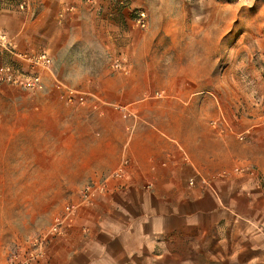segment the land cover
Here are the masks:
<instances>
[{"label": "crops", "instance_id": "obj_1", "mask_svg": "<svg viewBox=\"0 0 264 264\" xmlns=\"http://www.w3.org/2000/svg\"><path fill=\"white\" fill-rule=\"evenodd\" d=\"M20 1L0 0V29L15 42L18 52L50 53L58 77L66 72L78 82L108 80L107 75L98 79L92 69L101 65L95 61L98 52L120 45L114 38L120 18L111 10L110 0H29L27 12L19 10ZM132 3L139 5L143 0ZM174 6L170 0H154L149 7L152 20L167 24ZM163 29L154 60L133 64L144 72L139 79L170 84L206 81L207 75L197 79L177 74L176 45L164 42L172 33ZM192 31L200 40L196 38L187 49L191 53L185 55L186 66L206 67L209 46L202 38L206 32ZM4 58L0 53V65ZM50 79L46 78L47 85ZM205 88L178 91L172 86L168 107L161 106L156 93L153 123L132 121L138 106L127 101L114 108L111 92L101 88L90 93L93 99L86 105L76 107L71 123L78 129L70 135L65 127L64 139L71 137L74 146H86L88 153L99 149L101 154L89 156L87 177L102 180L125 159L129 165L123 179L110 180L105 193L72 217L48 264H264V154L241 158L233 145L230 149L236 129L228 123L210 126L186 117L184 122L177 121V114L204 113L188 101L184 107L177 108L176 103L197 97ZM129 93L121 90L118 95L128 99ZM115 115H124L125 120L114 125ZM160 115H168L169 121L162 123ZM68 122L63 119L69 128ZM83 129L88 133L82 134ZM114 130L117 135L112 139ZM253 140H257L255 134L249 142ZM111 154L113 160L108 159ZM242 165L255 166L263 183L248 174L233 173ZM224 172L231 174L223 178ZM203 180L209 184L203 185Z\"/></svg>", "mask_w": 264, "mask_h": 264}, {"label": "rangeland", "instance_id": "obj_2", "mask_svg": "<svg viewBox=\"0 0 264 264\" xmlns=\"http://www.w3.org/2000/svg\"><path fill=\"white\" fill-rule=\"evenodd\" d=\"M110 1L111 10L120 18L114 37L120 45L113 51L98 52L95 61L101 65L92 69L98 79L107 75L105 83L78 82L66 72L58 77L53 67L51 72H45V88L40 92L0 83V264L52 262V248L63 239L70 220L80 209L65 220L67 208L81 203V192L91 181L86 171L87 161L92 159L89 156L101 155L99 149H89L92 152L88 153L86 146H74L71 137L64 139L65 127L70 135L78 129L71 123L78 105L66 102L58 85L82 92L86 103L94 90L105 89L112 94L114 108L133 102L139 111L130 116L132 121L149 123L156 122V93H160L161 106L168 107L172 86L178 91L206 86L207 91L197 97L177 99L176 103L178 108L188 101L198 110L203 108L204 113L177 114V121L184 122L186 117L187 121L193 118L210 126L215 122L228 123L236 129L230 149L233 145L241 158L264 154V0H170L175 6L167 24L161 19L152 20L149 7L154 0H143L139 5H133L132 0L124 4ZM138 10L147 13L145 29L135 22ZM164 27L172 33L165 36L164 42L175 44L180 58L175 61L177 74L197 79L207 75L206 81L170 84L163 80L144 83L139 79L144 72L133 64L137 60H154L161 42L158 33ZM194 28L206 32L202 35L209 46L206 67L186 66L185 55L191 53L187 49L196 38L200 40V36L192 35ZM0 53L5 57L4 63L13 61L1 49ZM116 64H121L122 69L116 70ZM47 77L51 78L50 85ZM142 88L147 89L145 94ZM121 90H128L132 97H120ZM49 97L54 100L49 102ZM158 117L162 123L169 121L168 115ZM64 118L69 120V128L63 124ZM121 118L125 120L124 115H115L114 125ZM81 131L88 133L87 129ZM244 132L247 138L241 142L237 135ZM254 134L257 140L251 144ZM111 135L116 138L117 131ZM108 159L113 160V155Z\"/></svg>", "mask_w": 264, "mask_h": 264}, {"label": "built area", "instance_id": "obj_3", "mask_svg": "<svg viewBox=\"0 0 264 264\" xmlns=\"http://www.w3.org/2000/svg\"><path fill=\"white\" fill-rule=\"evenodd\" d=\"M126 0H120L121 4H124ZM18 8L22 12H27L30 8L29 0H21L18 3ZM135 22L141 28L145 29L148 26V16L144 10H138L135 13ZM0 49L13 58L12 62H6L0 65V83L7 84L15 87H19L28 92H40L45 88L44 74L45 72H51L53 65L52 56L46 52L40 53H20L16 49L15 42L9 37V35L0 29ZM116 70H121L122 65L116 64ZM58 89L62 90L63 98L70 104L85 105L86 98L82 92L72 90L70 88H63L58 85ZM214 125H218L217 122ZM250 134V132L247 131ZM246 133L238 134V140L241 142L246 141ZM129 165V160L125 159L121 167L109 174L102 180H91L86 184L81 192L82 201L78 206H71L67 208L66 219L75 214L77 209L83 207L85 204H89L98 195L106 192L107 183L113 179H123L126 168ZM235 174H248L254 177L258 183H262V177L259 175L258 170L252 165H242L236 167ZM231 173L224 172L221 177L227 178ZM191 185H195V181L190 182ZM203 185H208L206 181H202ZM65 222V221H64ZM63 221L59 223L61 226Z\"/></svg>", "mask_w": 264, "mask_h": 264}]
</instances>
